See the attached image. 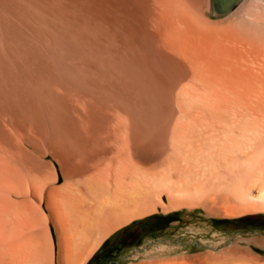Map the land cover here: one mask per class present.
<instances>
[{"label": "bare ground", "instance_id": "6f19581e", "mask_svg": "<svg viewBox=\"0 0 264 264\" xmlns=\"http://www.w3.org/2000/svg\"><path fill=\"white\" fill-rule=\"evenodd\" d=\"M180 207L264 211V0H0V264H84ZM254 246L132 264H264Z\"/></svg>", "mask_w": 264, "mask_h": 264}, {"label": "rangeland", "instance_id": "374dc122", "mask_svg": "<svg viewBox=\"0 0 264 264\" xmlns=\"http://www.w3.org/2000/svg\"><path fill=\"white\" fill-rule=\"evenodd\" d=\"M209 16L222 17L212 12ZM54 233L53 230L56 236ZM256 237H264V211L215 216L202 207L170 211L158 208L113 229L84 264H132L162 247L176 246L195 253L212 248L221 250ZM254 249L264 253L260 247Z\"/></svg>", "mask_w": 264, "mask_h": 264}, {"label": "water", "instance_id": "95a60500", "mask_svg": "<svg viewBox=\"0 0 264 264\" xmlns=\"http://www.w3.org/2000/svg\"><path fill=\"white\" fill-rule=\"evenodd\" d=\"M218 1L222 6L226 8H229L234 3V0H218Z\"/></svg>", "mask_w": 264, "mask_h": 264}]
</instances>
